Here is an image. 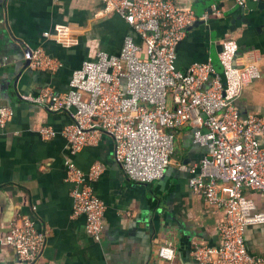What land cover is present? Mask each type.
I'll return each mask as SVG.
<instances>
[{
    "label": "crops",
    "instance_id": "obj_1",
    "mask_svg": "<svg viewBox=\"0 0 264 264\" xmlns=\"http://www.w3.org/2000/svg\"><path fill=\"white\" fill-rule=\"evenodd\" d=\"M171 1L199 17L177 47V68L185 71L211 61L222 74V42L235 39L238 62L257 64L263 73L261 81L244 89L235 108L242 121L250 114L264 118V10L240 7L236 0ZM214 5L221 16L210 14ZM46 33L50 38H44ZM129 34L131 28L120 16L102 13L100 0H0V110L14 113L0 126V264H25L5 244L13 223L23 215L35 218L47 234L36 264H166L157 257L166 245L175 251L173 264H194L189 257L194 243H219L216 226L224 219L222 212L187 186L189 166L205 154L193 143L191 125L177 131L172 163L164 178L150 185L126 177L106 134L76 153L61 137L45 142L40 136L43 127L62 130L70 115L51 113L27 99L38 98L44 89L68 92L71 73L84 60L97 50L117 56ZM39 48L63 68L56 74L31 68L30 53ZM70 161L85 173L95 162L104 166L92 182L106 204L100 243L86 233L84 217L72 216L66 177ZM246 243L253 257L264 260V225L249 227Z\"/></svg>",
    "mask_w": 264,
    "mask_h": 264
},
{
    "label": "built area",
    "instance_id": "obj_2",
    "mask_svg": "<svg viewBox=\"0 0 264 264\" xmlns=\"http://www.w3.org/2000/svg\"><path fill=\"white\" fill-rule=\"evenodd\" d=\"M248 1L236 3L243 7ZM100 3L104 15L120 16L132 34L125 36L117 56L97 50L84 60L71 73L68 92L55 94L44 89L38 98L27 99L51 113L70 115L71 122L60 131L41 128L42 140L61 137L76 153L96 145L99 136L106 134L114 142L115 159L126 177L150 185L161 181L170 167L177 131L191 125L193 143L204 148L205 154L189 166L187 186L224 216L216 226L219 243H194L191 261L264 264L250 254L246 243L248 228L264 225V118L250 114L242 121L235 108L244 89L263 79L261 68L238 62L239 45L228 38L219 53L222 74L211 61L194 63L182 71L176 65L177 47L199 20L193 10L179 9L171 0ZM211 10V15H222L216 5ZM29 64L49 74L63 68L60 60L42 48L31 51ZM13 116L11 109H1L0 126ZM103 172L100 162L86 173L67 162L72 216L85 218L86 233L97 243L105 230L106 204L95 194L92 182ZM46 242V232L28 215L17 219L5 236V244L25 264L37 263ZM157 257L173 264L175 251L166 245Z\"/></svg>",
    "mask_w": 264,
    "mask_h": 264
},
{
    "label": "water",
    "instance_id": "obj_3",
    "mask_svg": "<svg viewBox=\"0 0 264 264\" xmlns=\"http://www.w3.org/2000/svg\"><path fill=\"white\" fill-rule=\"evenodd\" d=\"M246 8L250 9V10H254V9H260V10H264V2L262 1H253L250 0L246 3Z\"/></svg>",
    "mask_w": 264,
    "mask_h": 264
}]
</instances>
